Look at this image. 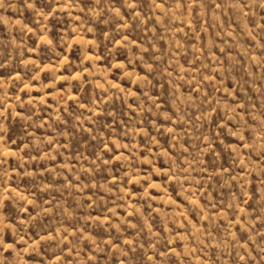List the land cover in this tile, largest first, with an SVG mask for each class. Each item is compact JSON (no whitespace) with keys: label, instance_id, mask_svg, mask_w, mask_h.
<instances>
[{"label":"rangeland","instance_id":"rangeland-1","mask_svg":"<svg viewBox=\"0 0 264 264\" xmlns=\"http://www.w3.org/2000/svg\"><path fill=\"white\" fill-rule=\"evenodd\" d=\"M0 264H264V0H0Z\"/></svg>","mask_w":264,"mask_h":264}]
</instances>
